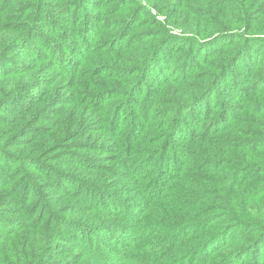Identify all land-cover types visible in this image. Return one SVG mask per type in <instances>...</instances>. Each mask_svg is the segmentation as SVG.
Listing matches in <instances>:
<instances>
[{
	"label": "trees",
	"instance_id": "1",
	"mask_svg": "<svg viewBox=\"0 0 264 264\" xmlns=\"http://www.w3.org/2000/svg\"><path fill=\"white\" fill-rule=\"evenodd\" d=\"M0 264H264V0H0Z\"/></svg>",
	"mask_w": 264,
	"mask_h": 264
}]
</instances>
